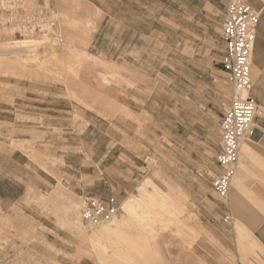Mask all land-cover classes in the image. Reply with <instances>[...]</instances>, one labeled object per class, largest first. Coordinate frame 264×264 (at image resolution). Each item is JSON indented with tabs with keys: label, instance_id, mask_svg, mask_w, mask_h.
<instances>
[{
	"label": "rangeland",
	"instance_id": "obj_1",
	"mask_svg": "<svg viewBox=\"0 0 264 264\" xmlns=\"http://www.w3.org/2000/svg\"><path fill=\"white\" fill-rule=\"evenodd\" d=\"M230 1L23 3L34 14L54 11L60 23L27 37L11 36L8 26L0 32V44L10 48L0 56V264H161L175 251L194 254L202 239L213 254L264 264V249L239 238L242 226L230 202L236 191L253 203L244 180L236 173L226 200L212 188L220 172L218 125L230 95L221 67ZM241 1L259 17L264 0ZM92 4L107 15L103 23L95 22L102 13L91 12ZM27 38L43 45L28 55L14 53L13 42ZM251 151L240 153L238 173L245 171L240 162L257 161ZM147 180L154 183L147 191L159 193L156 200L171 195L178 224L156 223L153 236L137 232L132 246L103 235L91 244L87 237L101 224L129 218L117 211L90 231L82 203L97 199L118 208L130 196L148 202L137 189ZM70 199L76 214L64 209ZM224 207L230 212L222 215ZM163 213L156 203L147 212ZM227 215L230 226L223 222ZM76 216L79 229L69 224ZM235 240L238 255L231 253ZM117 248L123 261L111 256Z\"/></svg>",
	"mask_w": 264,
	"mask_h": 264
},
{
	"label": "built area",
	"instance_id": "obj_2",
	"mask_svg": "<svg viewBox=\"0 0 264 264\" xmlns=\"http://www.w3.org/2000/svg\"><path fill=\"white\" fill-rule=\"evenodd\" d=\"M9 0H0V32L7 30L11 36L16 34L45 33L48 25L58 20L50 11L31 13V9L15 10L8 5ZM25 3L26 0H14ZM19 7V6H18ZM257 12L246 2L230 1L225 9L221 28L223 52L221 67L225 84L229 88V103L224 110L218 128L220 148L215 162L220 172L212 179L214 193L221 199H228L231 184L238 169L241 146L252 141L257 132L263 133L264 127L257 123L260 112L257 104L250 98L252 88L250 65L258 23ZM20 25L16 29V26ZM30 25V26H29ZM33 25V26H31ZM50 28V27H49ZM43 29V30H42ZM81 215L85 228L97 225L102 217L115 215L118 208L97 199H87L81 205ZM231 217L225 216L223 222L229 224Z\"/></svg>",
	"mask_w": 264,
	"mask_h": 264
},
{
	"label": "crops",
	"instance_id": "obj_3",
	"mask_svg": "<svg viewBox=\"0 0 264 264\" xmlns=\"http://www.w3.org/2000/svg\"><path fill=\"white\" fill-rule=\"evenodd\" d=\"M89 8L91 12L97 11L102 13L101 19L95 21L96 23H103L105 21L107 15L97 5L92 4ZM250 76L252 88L249 96L255 101L260 112L257 123L264 127V5L260 8L259 19L255 29ZM252 148L259 154L257 161L246 165L245 171H239L237 174L244 180L247 189L252 194L253 203L248 202L244 196L238 194L236 191L233 193L230 202L236 215V222L251 234L252 238L259 243L260 250H262V248L264 249V131L263 133L257 132L255 134ZM226 209L230 212L228 207H224L223 211L221 210L222 215L226 214ZM228 226L230 225L228 224ZM201 241L200 246H195L196 250H194V254L175 251L176 257L169 258L165 256L162 258L164 261L161 264H240L239 259L231 261L226 259L223 253L219 251L213 254L209 250V246H213L210 244V241L206 239H202ZM237 247V241L235 240L234 252L228 251L238 255L236 251ZM198 248L200 251L197 250ZM161 250L162 253L165 251L162 248Z\"/></svg>",
	"mask_w": 264,
	"mask_h": 264
},
{
	"label": "bare ground",
	"instance_id": "obj_4",
	"mask_svg": "<svg viewBox=\"0 0 264 264\" xmlns=\"http://www.w3.org/2000/svg\"><path fill=\"white\" fill-rule=\"evenodd\" d=\"M7 3L9 6L12 7V9L15 8V10L20 9L21 6L23 8H27V6H25L23 4V2L16 3L14 0H9V1H7ZM28 10H29V8H28ZM50 12L54 14V16L57 18L58 22L60 23V17L54 11H50ZM39 13H41V11H39ZM61 28L62 27H60V26L58 27V29H57L58 31L56 32V34H59V35L63 34V31ZM50 29H51V27H50ZM47 32L48 31L46 30V33ZM9 34H10V32H9ZM25 37H27V36H25ZM42 41H44V40L43 39L42 40L34 39V38H27V39H23L21 41L16 40L13 42L15 47L12 49H14L13 50L14 53H18V54L24 53L25 55H28V54H31L33 52H37L36 47L38 46V44H40V43L42 44ZM8 49H10V48L5 49V48H3L2 44H0V56H3L4 54L10 53V51H8ZM20 59H24V58H17V63L20 62ZM56 59L58 60L60 58L56 57ZM25 61H26V59H25ZM0 63H1V59H0ZM252 149H253L252 148V141H249V142L242 145L240 153H242V154L251 153ZM254 151L256 152V150H254ZM240 165L242 168H245L244 165L242 164V162H240ZM237 181H238V179L234 180V185L236 187H237ZM232 183H233V181H232ZM148 185H154V183L151 180H147L145 182H142L137 187V189L141 195L146 194V196L149 198L148 202H145L143 200H138L134 196H130L127 200L123 201L120 204V206L118 207V211L119 212H125L129 218V221L122 218V219L112 221L111 224H109L107 226H103L104 224H101L99 230L92 232L91 235L87 237V239H89L91 244L94 243V240H93L94 237H98L100 235H103L108 240L115 242V244H118V245L125 244L128 246H132V244H134V242L136 241V239L139 235L137 232H140L141 234L146 233L150 236H153V233L155 232V230H154L155 226L154 225L156 223L159 224V226H161L163 228L169 227L171 225H174V227H175L176 224H178V222H175L172 220V218L174 217V214H175V207L172 204L171 195L168 193H164V194H161V197L159 196V200H156L155 197L157 195H159V193L155 190L153 193L148 192L147 191ZM73 200H75V199H73ZM73 200L70 199L69 200L70 206H67L68 208L65 206L64 209L73 210V212L75 213L78 205L76 204L77 202L75 203ZM155 203H156V205H158L159 208L164 209V213L161 215H158L157 217L149 216L147 214V212L152 209V207ZM132 222L134 224H136V226L132 225ZM69 224H72L75 226L76 229H79L80 226H79L78 216H76L75 219H73L71 222H69ZM93 227L90 228V231L94 230ZM179 227H180V225H179ZM125 228L133 230V233H129V232L127 233L126 231L123 230ZM242 228L243 227L238 228L239 238L241 240H250V244H252V247L258 248L259 243L254 238H252L250 233L248 234L247 232H245L246 230L243 231ZM147 230H152V232L151 233L147 232ZM86 234H87V232H86ZM102 248L105 249L106 247H102ZM132 249H134V246L132 247ZM111 256L113 257V259H119V260L123 261L122 254L120 253V250H118V248L116 250H113ZM106 263H108V261ZM108 264H110V262Z\"/></svg>",
	"mask_w": 264,
	"mask_h": 264
}]
</instances>
